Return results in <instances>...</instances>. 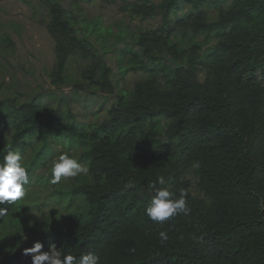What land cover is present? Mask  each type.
Wrapping results in <instances>:
<instances>
[{"label": "trees", "instance_id": "16d2710c", "mask_svg": "<svg viewBox=\"0 0 264 264\" xmlns=\"http://www.w3.org/2000/svg\"><path fill=\"white\" fill-rule=\"evenodd\" d=\"M48 3V30L56 41L53 82L64 81L69 57L80 52L91 60L93 76L100 73L96 86L114 91L103 54L78 34L79 16L60 0ZM181 3L193 10L173 21ZM203 4L124 1V11L158 22L134 36L141 53L123 50L131 54L124 73L150 74L132 90L123 89L102 122L84 124L61 109L49 112L37 98L19 106L11 99L0 101V164L8 150L22 156L37 138L41 146L26 166L28 182L34 166L57 153L56 145L76 147L88 168V176L72 189L83 197L86 210L69 215L64 225L31 228L24 251L40 242L42 252L55 244L77 259L92 253L99 264H264V0H234L215 22ZM184 27L194 33L221 31V41L200 59V45L180 49L172 42L173 33ZM163 48L182 64L162 66L161 84L150 61L159 59ZM201 67L207 71L204 80ZM160 118L168 121L164 139ZM197 161L200 167L193 169ZM190 169L202 197L190 191ZM159 176L177 198L186 191L188 215L164 222L146 215L153 195L149 185ZM0 208L7 209L0 227L14 213L25 214L22 199ZM161 232L168 235L163 245ZM24 251L2 239L0 264H32Z\"/></svg>", "mask_w": 264, "mask_h": 264}, {"label": "rangeland", "instance_id": "374dc122", "mask_svg": "<svg viewBox=\"0 0 264 264\" xmlns=\"http://www.w3.org/2000/svg\"><path fill=\"white\" fill-rule=\"evenodd\" d=\"M60 1L68 12L79 16L80 23L76 28L80 37L89 39L111 67L114 91L106 92L96 86L95 79L100 78V73L96 71V76H93L91 60L80 52L69 57L64 81L53 82L56 41L48 30L51 21L48 0H0V101L11 99L19 106L37 98L42 105L47 106L45 108L49 112L61 109L70 113L75 121L84 124L102 122L108 117V111L117 102L123 89L130 91L137 81L149 76L148 71L142 70L124 73V68L130 67L131 54L123 50L132 49L141 53L134 36L155 28L158 22L124 11L122 7L125 0ZM233 2L204 0L202 8L207 11L209 20L215 22L220 11ZM192 10L190 3H181L179 9L172 13L171 19L175 21ZM221 36L222 32L218 30L194 33L184 27L174 32L171 39L180 49L193 44L200 45L199 56L204 59L216 48ZM159 57L150 61V65L155 67L154 76L163 84L165 77L161 67L175 68L182 61H175L165 48ZM202 67L199 71L200 80H204L207 75ZM157 121L159 137L164 139L168 121L161 118ZM40 146L37 138L31 141L22 155L25 167L31 164ZM55 150L57 153L54 156L43 158V162L36 164L31 172L24 188L26 195L22 198L25 214L14 213L6 226L0 227V241L3 239L8 246L13 245L18 252L23 253L24 242L31 228L64 225L69 215L86 210L83 197L74 196L72 189L88 176V172L66 180L62 178L58 185H52L49 181L52 161L61 154H68L86 167L87 163L81 160L76 147L56 145ZM37 175L42 177V182L37 179ZM186 178L190 181L191 193L202 197L198 177L192 169L187 172ZM25 256L32 260L30 255Z\"/></svg>", "mask_w": 264, "mask_h": 264}, {"label": "clouds", "instance_id": "9594fccd", "mask_svg": "<svg viewBox=\"0 0 264 264\" xmlns=\"http://www.w3.org/2000/svg\"><path fill=\"white\" fill-rule=\"evenodd\" d=\"M191 167L199 169L200 163L197 161ZM87 172L88 168L84 164L66 153L61 154L52 161L49 183L58 185L62 178L66 180ZM26 183H28V170L23 166L21 154L8 150L3 158V164H0V205L21 200L26 195L23 187ZM165 185L166 180L163 176H159L156 182L149 185L153 195L146 208V215L154 222H164L171 217L180 214L188 215L190 212V209L186 207V191L181 189L177 198ZM6 214L7 209L0 208V217ZM167 240L168 235L161 232V244L163 245ZM42 248L43 244L36 242L33 247L25 249L24 254L31 256L32 264H99V258L92 253L77 259L71 254H63L62 250L58 251L55 244L50 245V252H42Z\"/></svg>", "mask_w": 264, "mask_h": 264}]
</instances>
